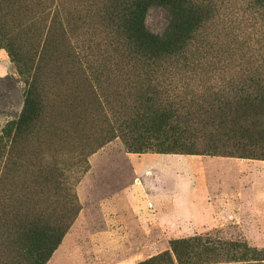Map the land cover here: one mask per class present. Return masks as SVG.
<instances>
[{"label": "rangeland", "instance_id": "obj_1", "mask_svg": "<svg viewBox=\"0 0 264 264\" xmlns=\"http://www.w3.org/2000/svg\"><path fill=\"white\" fill-rule=\"evenodd\" d=\"M135 1L0 0V264H29L21 238L46 228L59 242L45 264H137L206 233L264 250V146L165 151L149 128L155 108L182 114L262 71L264 0H205L209 18L176 51L195 70L137 66L149 54L127 29ZM144 14L166 30L165 9Z\"/></svg>", "mask_w": 264, "mask_h": 264}, {"label": "trees", "instance_id": "obj_2", "mask_svg": "<svg viewBox=\"0 0 264 264\" xmlns=\"http://www.w3.org/2000/svg\"><path fill=\"white\" fill-rule=\"evenodd\" d=\"M133 5L127 29L133 32L139 50L149 54L134 61L138 67L158 69L180 66L189 70L202 67L203 62L176 57V51H181L191 33L209 18L213 10L210 1L136 0ZM149 7L163 8L168 14L167 28L161 33L154 34L145 29L144 13ZM161 53L168 56L161 59L158 56ZM259 68L261 72L236 79L234 90L230 93L214 91L215 98L204 106L184 105L182 114L172 105L166 109L155 108L149 128L168 139L169 147L163 150L196 151L197 138L208 142L205 150L215 152L223 148L227 154L232 150L219 144L224 139L248 141L245 146L250 150L257 143L264 146V67ZM144 125L145 121L142 127ZM239 146L242 145L234 147L238 149ZM45 230L51 233L46 235L35 229L27 236L29 238H21L24 249L30 255L29 264H45L59 242L54 228ZM137 264H264V250L251 247L242 240L225 239L208 233L196 234L170 240L168 249Z\"/></svg>", "mask_w": 264, "mask_h": 264}, {"label": "crops", "instance_id": "obj_3", "mask_svg": "<svg viewBox=\"0 0 264 264\" xmlns=\"http://www.w3.org/2000/svg\"><path fill=\"white\" fill-rule=\"evenodd\" d=\"M139 185L138 183L134 182V183H131L130 185L124 187L122 190H123V196L127 197V200L129 201L130 205H131V212L134 216V214L136 212H139L140 208H139V205H138V197H137V191L139 190ZM117 196V195H116ZM122 197V195H119ZM152 206V204H151ZM116 210V209H115ZM164 217L163 216H158V218L155 219V222L159 223V222H163L165 221V219H163ZM108 221L111 219L110 218V215L109 217L106 218ZM124 221V216L121 213H119L118 209L116 211V221ZM128 262L130 261H123L122 263L124 264H127ZM131 262H132V259H131ZM122 263H119V264H122Z\"/></svg>", "mask_w": 264, "mask_h": 264}]
</instances>
